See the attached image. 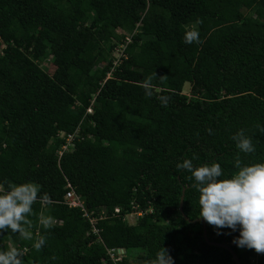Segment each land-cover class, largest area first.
I'll return each instance as SVG.
<instances>
[{
    "label": "trees",
    "instance_id": "1",
    "mask_svg": "<svg viewBox=\"0 0 264 264\" xmlns=\"http://www.w3.org/2000/svg\"><path fill=\"white\" fill-rule=\"evenodd\" d=\"M193 28L203 43L184 42ZM47 59L51 75L41 66ZM153 71L167 79H154L149 97L140 85ZM159 95L171 97L167 107ZM257 124L264 126V0H0V183L37 184L52 201L32 205V240L0 230V251L26 250L23 264H149L162 246L173 264H235L205 242L201 222L183 218L182 189L189 220L202 218L199 193L176 166L215 162L230 178L236 156L264 162ZM241 129L253 153L231 139ZM67 184L90 217H109L93 226L68 208ZM133 203L151 212L129 224L122 217ZM114 207L119 216H110ZM41 214L53 218L51 228ZM205 229L240 264H264V254L233 243L239 230ZM107 249H123L121 260L103 263Z\"/></svg>",
    "mask_w": 264,
    "mask_h": 264
},
{
    "label": "clouds",
    "instance_id": "2",
    "mask_svg": "<svg viewBox=\"0 0 264 264\" xmlns=\"http://www.w3.org/2000/svg\"><path fill=\"white\" fill-rule=\"evenodd\" d=\"M197 23L202 21L198 20ZM184 42L203 43L195 28L185 31ZM157 78L163 83L167 76H157L154 71L147 76L140 85L145 95L153 96L152 82ZM157 99L167 107L171 97L159 95ZM256 128L264 133V126L257 124ZM208 131L211 134V130ZM231 139L241 152L250 154L255 151L252 138L246 135L245 130L237 131ZM234 165L237 171L230 178H221L223 170L215 162L194 167L191 160L185 159L176 167L189 171L196 182L193 187L199 193V217L216 229L239 230V236L233 239L237 247L264 254V162L242 164L240 157L236 156ZM38 200L45 205L52 203L47 193L40 195L37 184L0 183V230H10L18 234L21 240H32V221L28 217L34 214L32 205ZM39 223L44 229H49L53 226V218L41 214ZM44 244L45 237L40 236L32 246L40 251ZM25 251L16 247L0 251V264H23ZM52 259L57 257L53 256ZM149 264H173V258L168 249L161 246Z\"/></svg>",
    "mask_w": 264,
    "mask_h": 264
},
{
    "label": "built area",
    "instance_id": "3",
    "mask_svg": "<svg viewBox=\"0 0 264 264\" xmlns=\"http://www.w3.org/2000/svg\"><path fill=\"white\" fill-rule=\"evenodd\" d=\"M129 41H130V38L128 37L125 39V42L123 44L119 45L115 49L114 53H115L116 59H119L121 56H124L123 48ZM107 77H109V74L107 75ZM87 112L90 113L91 110L88 109ZM70 141H71V136H68L66 145L62 147L63 150H66L68 148V146H70V143H71ZM59 154H61V152ZM66 186H67V191H66L65 196H64V203L66 204V206L68 208L80 209L81 212L83 213V217L87 218L88 221L93 226H94L96 220H101V219H105V218L109 217L107 215L106 210L102 211L100 213V217L97 219L94 217H90V214L84 208V205H83L81 198L74 192V190L70 186V184H67ZM137 208H138V206L133 203L131 205L130 211L127 210L123 214L122 219L127 222V217L132 216V218H134L136 221L137 219H139L140 217H142L146 213L151 212V208H148L145 210H141V209H137ZM121 213H122V209L120 207H114L110 216H112V217L119 216ZM94 231L98 232L96 229H94ZM104 253L106 255V257H105L106 259L109 258L112 261L116 262V261L121 260V255L124 254V250L123 249H109V250L107 249V250H105Z\"/></svg>",
    "mask_w": 264,
    "mask_h": 264
},
{
    "label": "water",
    "instance_id": "4",
    "mask_svg": "<svg viewBox=\"0 0 264 264\" xmlns=\"http://www.w3.org/2000/svg\"><path fill=\"white\" fill-rule=\"evenodd\" d=\"M184 191H185V188L182 189V194H181V197H180V202H179V211L180 213L182 214L183 218L188 221L189 223H192V224H195L196 222H201L202 223V226H203V238L205 240V242L210 245V246H218V247H221L227 251H229V253L231 254L232 256V260L234 261L235 264H240V261L237 257V255L231 250V248L224 244V243H216V242H211L208 240L207 238V232H206V229H205V222L202 218H198V219H195V220H189L186 215L183 213V210H182V205H183V196H184Z\"/></svg>",
    "mask_w": 264,
    "mask_h": 264
},
{
    "label": "rangeland",
    "instance_id": "5",
    "mask_svg": "<svg viewBox=\"0 0 264 264\" xmlns=\"http://www.w3.org/2000/svg\"><path fill=\"white\" fill-rule=\"evenodd\" d=\"M41 66L47 71V73L49 75H51L53 73L54 69H55V66L52 64V62H51L50 59H47L46 61H44ZM188 91H189V86L186 85L184 87L183 93L184 94H188ZM127 222L129 224H134L135 223V219L132 218V216H128L127 217ZM99 255H100L101 261L103 263H105V261H106V258H105L106 255H105V253L104 252H100Z\"/></svg>",
    "mask_w": 264,
    "mask_h": 264
}]
</instances>
